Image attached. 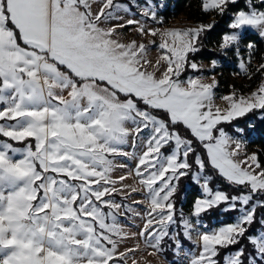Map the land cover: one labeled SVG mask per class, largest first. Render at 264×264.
<instances>
[{"label":"snow or ice","instance_id":"6c2138e0","mask_svg":"<svg viewBox=\"0 0 264 264\" xmlns=\"http://www.w3.org/2000/svg\"><path fill=\"white\" fill-rule=\"evenodd\" d=\"M235 3L201 0L205 13L220 15ZM248 3L249 10L233 15L222 49L238 53L247 29L264 38V10ZM121 10L129 8L117 0H0V264H128L139 245L120 250L130 236L117 222L124 206L112 198L125 188L146 192L139 235L156 251L166 237L174 239L168 229L176 223L184 177L203 192L190 214L194 221L179 213L189 240L196 225L207 228L203 214L221 205L242 213L234 223L198 232L200 252L190 264H220V250L240 244L264 208V164L223 126L264 110V82L247 96L236 90L222 96V109L214 77L211 83L181 78L188 68L201 71L189 54L200 51L215 23L152 28L123 20ZM144 16L163 24L155 6ZM133 25L140 37L159 39L151 41L160 50L155 62L147 44L119 38ZM255 47L246 44L247 63H240L249 79ZM256 71L264 75V63ZM120 157L136 160L141 187L123 183L132 173L113 179L116 168L126 167L116 163ZM214 174L248 191L230 196L214 186ZM247 239L252 253L241 246L224 264H264V235ZM174 242L179 250L181 242Z\"/></svg>","mask_w":264,"mask_h":264},{"label":"trees","instance_id":"16d2710c","mask_svg":"<svg viewBox=\"0 0 264 264\" xmlns=\"http://www.w3.org/2000/svg\"><path fill=\"white\" fill-rule=\"evenodd\" d=\"M257 1L258 0H252V5L259 10H264V6H262L261 3H256ZM149 2L156 5L158 16L162 18L165 23L181 16H184L187 21L195 23H215V27L202 36L200 40V51L190 54L189 58L195 63H212L216 61L221 65L220 71H224L228 75L237 72L239 60L238 53L235 50L222 49L220 45L223 37L232 32L229 24L233 15L240 10H249L251 5H249L248 0H240L235 4H229L223 15L217 12L205 13L201 6V0H147V3ZM160 5H163V7H160ZM247 43H253L256 46L252 53V58H254L255 61H258V59L264 61V38H261L257 33L247 32L245 40L241 44L242 48L240 49V51L244 53L243 57H248L249 55L246 48ZM207 73L209 75L213 74L212 70H208ZM224 125L228 133L241 135L248 142L249 146L256 148L260 161L264 164V110H255L244 117L233 120L231 124ZM238 129H243V131L238 132ZM181 132L184 135H189L183 128H181ZM189 138L192 137L189 135ZM198 150L203 154L202 149ZM213 184L216 188L227 192L230 196L240 195L242 192L248 191L247 188L230 185L226 180L215 174ZM201 197V189L193 180L188 177H184L180 180L178 192L176 194V223H174L169 233L170 236L174 237L175 232L176 238L174 239L179 240L185 248L191 249L194 245L184 236L183 221L179 213L183 212L185 218L189 216L193 210L195 200ZM254 199H256V197H254ZM210 212L205 214L203 219L206 224L213 227H220L221 225L233 223L236 214V212L222 213L219 208L213 209ZM217 219H223V221L215 222ZM262 219H264V208L258 207L256 221L249 227L248 232L245 234V238L241 240L240 244H237L236 247L230 246L229 248L220 250V256L217 257L220 264H224L225 257L233 254L241 246L245 248L246 254L252 253L253 246L248 242L247 237L249 235L257 236L259 232L264 231V224L260 222ZM174 239L166 237L161 244V250L159 252L167 261L172 264H177L176 262H179V260L175 253L176 245Z\"/></svg>","mask_w":264,"mask_h":264},{"label":"rangeland","instance_id":"374dc122","mask_svg":"<svg viewBox=\"0 0 264 264\" xmlns=\"http://www.w3.org/2000/svg\"><path fill=\"white\" fill-rule=\"evenodd\" d=\"M238 1L240 0H237V2ZM117 2L126 4L129 8L128 12H124L123 10H121L117 13V15L122 16L123 20L125 21L127 19H138L146 23L148 27H152V28H181L183 29V28H189V27H197L198 25L201 24V23H195L192 21H187L184 16H181L176 19L170 20L168 23L163 22V24L161 25V24H158L156 21H152L149 17L144 16V11L146 9L151 8L152 6H155V11L157 12V7L152 2L147 3V0H117ZM256 3H260V0H258ZM98 8H99V4L94 3L93 9H92L93 12L95 13L96 11H98ZM213 12H210V13H213ZM157 16H158V13H157ZM158 18L160 17L158 16ZM116 22H123V21H113V23H116ZM208 23L209 22L204 23V24H208ZM135 27L136 26L133 25V26H129L128 28L120 30L121 35L119 38L123 42H128L131 39H137L147 44L149 47V59H152L155 62L156 58L160 54V50L156 47V45H153L151 41L155 39L156 44H159L160 42L159 39L156 37H151V36L140 37L138 33L132 31V29ZM247 32L257 33L255 30H252V29H247L246 33ZM241 48L242 46L240 45V49ZM225 50H234V49H225ZM242 52L243 51L238 52L239 60H238V65H237V72H235L234 74L228 75L226 74V72L220 71L221 65H219L218 63H217V67L215 68L212 67V63H197L198 65L201 66V71L197 72L196 70L188 68L186 72L182 74L181 78L186 79L188 77H200L203 79L204 82L211 83L214 77L215 80L218 81V86L214 89L215 96H216V104L219 105L223 109L227 107V105H226V102L221 99L222 96L229 95L234 90H236L238 94L247 96L252 91H255L262 82H264V75L256 71L259 65L261 63H264V61H261L259 59L258 61H255L254 58L251 59V63L248 64V67L250 69V72L253 75H252V78L249 79L248 76L240 68L241 61L243 60L245 63H247V58H248V57H243L244 53ZM208 70H212L213 74L209 75L207 73ZM223 126L225 127V130H227L226 126L225 125ZM229 135L233 136L234 139L243 141L245 145L244 151H246L247 153L251 154L255 152L258 154L257 149L249 146L248 142L241 135H234L230 133ZM0 139H3V138H0ZM125 150L133 151L130 147H126ZM165 151H167V149ZM237 159H243V155H241L240 157H237ZM116 163L126 164V167L116 168V170L112 174L113 179H118V177L121 175H127L128 173H132V175H130L128 179L125 180L123 183L126 185H131L132 187H137V188L141 187L140 185H138L137 183L138 178L135 177V174H134V167L136 164L135 159L126 160L125 158L120 157V158H117ZM116 186L120 188L121 184L118 183ZM124 193H130V195L125 196ZM201 193L203 196L202 190H201ZM112 198L117 203H121L124 206L120 209V215H118L117 217V222L124 228L126 232L129 233V236H130L129 239H126L123 241V243L121 244L120 250L125 251L127 248H135L136 245H139L138 251L134 253H129V256L131 258L128 260V264H132L133 259L136 260L137 264H172L169 261H167L163 257V255L160 254L159 251H156L155 249L149 247L148 244L145 243L144 238L139 235L140 230L144 226L145 219L147 218L146 210L148 207V203L146 200V192L132 193L131 188H125L124 192L119 193V194H114ZM260 198L264 199V196H261ZM175 200H176V197H175ZM134 201H143V204H137ZM224 207H226V205H221V208L219 209L222 211ZM240 207L241 205L237 204V209H239ZM128 209H131V211H128ZM104 210L108 211V209H104ZM228 212H234V213L236 212L235 217H234V222H236L239 219V217L242 215V213L239 210L228 211ZM222 213H227V212L222 211ZM204 216L205 214L202 215L201 224L207 225V228H204L201 225H196V228L192 233V239L191 240L188 239L191 242V244L194 245V247L189 249V248H185L181 246L179 250L177 249L175 250V253L177 254L178 260H179V262H176L177 264H190L192 257L194 255L199 254L200 248L197 245V241H198L197 233L198 232H203L209 229L219 228V227H213V226L206 224V222L203 219ZM186 218H191L193 221L195 220V218L191 217V215L187 216ZM218 221L222 222L223 219L215 220V222H218ZM173 225L174 224L169 225V229H168L169 232L172 230ZM260 235H264V231L259 232L257 236H260ZM174 238H176L175 232H174ZM233 246L236 247V245H233Z\"/></svg>","mask_w":264,"mask_h":264}]
</instances>
